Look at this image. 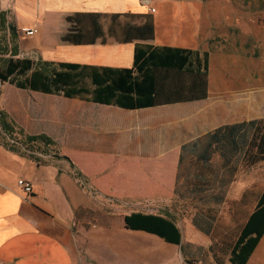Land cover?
Segmentation results:
<instances>
[{"label": "crops", "instance_id": "1", "mask_svg": "<svg viewBox=\"0 0 264 264\" xmlns=\"http://www.w3.org/2000/svg\"><path fill=\"white\" fill-rule=\"evenodd\" d=\"M187 2L196 7L201 1L0 0L5 51L0 65L9 57L31 59L33 68L49 76L65 71L63 89L94 90L98 80L104 82L102 90L111 85L121 98L125 92L114 89L113 82L126 78L130 83L123 69L134 67L136 43L146 42L208 52L210 74L211 60L222 48H213L199 25H187ZM199 13L194 12L196 19ZM221 55L227 57L224 51ZM61 63L81 66L68 69ZM254 86L223 89L209 77L206 98L123 106L97 101L93 93L68 96L64 90L47 92L0 80V107L26 133L49 135L61 151L37 161L0 144V264H117L113 257L118 264H179L178 244L125 226L124 216L132 211L125 212L119 226L95 224L88 217L105 206V195H112L106 200L169 207L176 200L183 153L187 162H202L195 191L212 195L206 209L219 210L217 217L228 224V212L252 203L254 209L264 191V184L256 188L254 180L264 159L245 160L255 128L242 143L234 128L264 118V91ZM150 163L174 164L161 174L158 166L148 169ZM161 176L169 178L162 186ZM20 178L32 182V193L18 185ZM187 227L188 242L212 241L211 228L205 231L191 222ZM224 264L233 263L227 258ZM245 264H264V234Z\"/></svg>", "mask_w": 264, "mask_h": 264}, {"label": "trees", "instance_id": "2", "mask_svg": "<svg viewBox=\"0 0 264 264\" xmlns=\"http://www.w3.org/2000/svg\"><path fill=\"white\" fill-rule=\"evenodd\" d=\"M13 53L16 51L12 49ZM3 52L4 49H3ZM61 66L79 68L77 63H61ZM32 69L30 76L24 78L27 71ZM129 73L130 83L126 78L114 81V89L125 92L123 97H116L109 87L102 90L100 86L103 81H96L97 87L93 90L80 88L73 91L63 89L61 84L65 82L63 74L65 71L55 70L54 75L49 76L40 67L33 68L31 59H19L9 57L2 68L0 65V80L7 81L19 87H31L47 92L64 90L68 96L81 95L82 93H93V99L113 102L116 100L123 106H145L160 103L185 101L203 98L208 95L209 89V53L201 55L198 50L178 48L171 46H156L152 43L137 42L135 46V65L131 69H123ZM135 72V73H133ZM175 74L173 79H169ZM11 76V77H10ZM187 77V79L185 78ZM104 89V88H103ZM176 93L166 95L171 90ZM187 91V94L184 92ZM107 95L104 96L103 93ZM136 94V103L133 102ZM129 94V95H127ZM140 97H143L140 100ZM248 125L249 128L243 129ZM236 133L239 132V142H245L250 138L247 147L246 161L256 163L264 159V118L254 119L248 123L242 122L234 125ZM240 129V131H239ZM249 129V132H248ZM0 143L9 150L29 156L37 161L43 157L42 154L59 153L56 142L46 133L28 134L19 127L4 109H0ZM183 151H186V147ZM186 160V155L181 156V163ZM243 221H239V234L229 252V260L233 264H245L264 234V191L257 198V204ZM167 214L146 212L141 209L133 210L124 216L125 226L130 229H141L155 233L166 241L180 244L182 232L177 221L170 216V207L163 208ZM223 240H226L225 238ZM227 241V240H226ZM218 242V241H217ZM218 245V244H217ZM213 248V246H211ZM184 254L186 250L183 246ZM187 261V257H185ZM217 264H224L225 258L215 253Z\"/></svg>", "mask_w": 264, "mask_h": 264}, {"label": "rangeland", "instance_id": "3", "mask_svg": "<svg viewBox=\"0 0 264 264\" xmlns=\"http://www.w3.org/2000/svg\"><path fill=\"white\" fill-rule=\"evenodd\" d=\"M200 1L196 7L192 3L187 2V16L190 17L187 25L191 28L199 25L204 33L203 36L211 37L212 47L222 48V51L227 53V57L224 59L220 50L211 60L209 77L212 85L215 87L222 86L223 89L237 88L244 91L249 84L254 83V91H264V0ZM198 11H200L199 18L196 19L194 12ZM173 35L178 37V33ZM3 49L4 46L0 43V63L3 59V56H1ZM174 76L175 74H171L168 80L173 79ZM185 78L187 79V77ZM173 93H176L174 89L166 93V95ZM184 94H187V91ZM1 99L2 97H0V102ZM4 107H6V104ZM262 109L264 111V105ZM201 163L199 159H193L192 162H187L186 159L178 165L177 196L175 202L169 205L171 208L170 216L177 221V225L185 233L183 246L186 250L185 256L189 261L186 258L182 259L180 245L178 244L176 248L179 260L177 263L179 264H217L215 253L219 257L225 258L226 261L229 258L231 247L239 234L238 220L240 222L243 221V218L254 210L255 203H252L250 208L228 212V215H230L228 224L223 217H217L219 210L206 209L209 204V197L212 195L195 191V186L200 183V179L196 177L203 170ZM173 164L166 166L165 163H150V168L148 169L158 166L159 172L163 174L164 171H171ZM147 165L148 163L144 165L145 168ZM212 168L213 170L216 169L215 161L212 162ZM187 170L189 172L188 176ZM259 172L261 173L254 179L256 188L264 184V176L261 175L264 174V169L261 168ZM168 179L161 176L159 178L161 186L163 183L166 184L169 181ZM105 196V206L97 208V210L93 211V215L88 217L95 224L111 223L113 226L122 225L125 212L136 209L167 214V210H162L163 208L148 209L147 206H141V204L136 203L128 205L118 199L106 200L112 195ZM149 207L154 208V206ZM188 222L205 231L211 228L212 241L202 243L188 242ZM215 223L217 224L215 225ZM224 238L227 241L223 240ZM113 246V249L118 250L120 248L118 243H114ZM114 261L118 264V258L113 257L112 262Z\"/></svg>", "mask_w": 264, "mask_h": 264}, {"label": "built area", "instance_id": "4", "mask_svg": "<svg viewBox=\"0 0 264 264\" xmlns=\"http://www.w3.org/2000/svg\"><path fill=\"white\" fill-rule=\"evenodd\" d=\"M152 11H155V8L152 7L151 8ZM23 31H25L26 33H37L38 29L36 28H23ZM44 156V155H42ZM18 185L28 194L33 192V184L30 180L25 179V178H20L18 179ZM90 188V186H89Z\"/></svg>", "mask_w": 264, "mask_h": 264}, {"label": "water", "instance_id": "5", "mask_svg": "<svg viewBox=\"0 0 264 264\" xmlns=\"http://www.w3.org/2000/svg\"><path fill=\"white\" fill-rule=\"evenodd\" d=\"M44 156H58L57 154L55 153H49V154H42ZM124 204H128L129 205V202L128 203H124ZM148 209H158L156 207L152 208V207H149L147 206ZM181 232H182V238H181V242H180V254H181V257L182 259L184 260L185 259V254H184V251H183V245H184V240H185V233H184V230L181 228Z\"/></svg>", "mask_w": 264, "mask_h": 264}]
</instances>
